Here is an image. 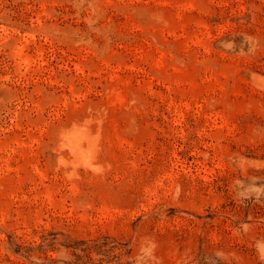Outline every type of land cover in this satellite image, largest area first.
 <instances>
[{
	"label": "rangeland",
	"instance_id": "1",
	"mask_svg": "<svg viewBox=\"0 0 264 264\" xmlns=\"http://www.w3.org/2000/svg\"><path fill=\"white\" fill-rule=\"evenodd\" d=\"M0 264H264V0H0Z\"/></svg>",
	"mask_w": 264,
	"mask_h": 264
}]
</instances>
